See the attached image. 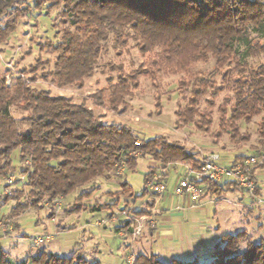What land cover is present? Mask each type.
Listing matches in <instances>:
<instances>
[{
	"label": "trees",
	"instance_id": "trees-1",
	"mask_svg": "<svg viewBox=\"0 0 264 264\" xmlns=\"http://www.w3.org/2000/svg\"><path fill=\"white\" fill-rule=\"evenodd\" d=\"M13 2L0 0V16L3 8ZM45 2L48 11L61 5L60 15L65 24L58 42L52 43L51 53L56 55L45 75L52 84L60 88L83 87L98 69L108 70L106 85L98 88L92 98L96 106L124 113L131 106L130 99L141 76L154 80L160 72L183 71L180 88L185 91L187 102L176 112L177 123H193L207 130L212 122L213 102L206 101L209 110L200 108L199 103L202 96L214 89L216 78H220L219 87L212 95L226 92L219 106L221 133L229 134L236 146L247 142L251 134L243 131L242 124L259 117L258 146L252 147L249 154L240 150V146L234 160L264 154V0ZM111 49L117 56L137 50L138 63L131 60V67L124 60L102 63ZM45 64L49 65V60ZM200 64L211 66L205 68ZM18 84L12 92L0 83V184L3 178L18 171L13 158L18 152L19 172L24 181L17 190L26 191L28 199L13 207V215L36 207L43 200L56 202L98 179L121 177L127 170H136L142 158L149 160V166L145 188L138 195L141 197L152 192L148 182L155 173H161V180L165 181L164 170L169 165L182 162L193 170L203 165V156L166 135L140 136L130 125L105 122V116L85 101L76 102L55 94L50 87L34 89L23 82ZM18 103H22L21 118L15 117L11 110ZM203 182L212 186L214 192L222 183L204 179L196 184L201 186ZM228 182L239 186L235 180ZM121 187L123 193L133 195L127 181ZM95 189L83 191L78 199L91 195ZM101 209V205L91 208ZM246 238L244 231L222 236L214 245L208 263L196 258L188 261L173 258L165 262L158 254L140 255L137 260L145 257L142 264H264V238L249 240L242 248ZM81 249L77 248L70 256H61L44 248L20 262L0 250V264H101L77 253Z\"/></svg>",
	"mask_w": 264,
	"mask_h": 264
},
{
	"label": "rangeland",
	"instance_id": "rangeland-1",
	"mask_svg": "<svg viewBox=\"0 0 264 264\" xmlns=\"http://www.w3.org/2000/svg\"><path fill=\"white\" fill-rule=\"evenodd\" d=\"M47 5L45 0H14L11 5L3 8L0 16V83L12 92H15L19 82L34 89L50 87L55 94L71 97L76 102L85 101L99 115H104L103 120L107 123L130 125L144 137L166 135L170 140L184 144L190 151L198 152L201 157L219 153L225 165L229 164V158L234 157L240 146V150L246 151V154L252 153V147L258 146L259 117H255L249 124H242L243 131L251 134L247 142L237 143L236 146L229 134L221 133L222 113L219 106L226 92L212 95V91L219 87L220 78H216L214 89L202 96L199 103L200 108L209 110L206 101L213 102L210 108L213 111L210 115L212 122L208 124L207 130L193 123H177L176 112L187 102L186 93L180 88L181 79L185 76L183 71L160 72L154 80L141 76L140 84L130 99L131 106L124 113L96 106L92 98L98 88L106 85L108 70L98 69L83 87L60 88L52 84L45 75L56 55L51 53L52 43L58 42L65 24L60 15L61 5L53 6L49 11ZM137 53L134 50L131 54L126 52L117 56L115 50L111 49L102 63L110 59L117 62L124 60L131 67V60L138 63ZM47 60L49 65L45 64ZM200 66L209 68L211 64ZM21 105L18 103L11 106L12 114L17 118L24 115ZM17 157L18 152H15L13 158L18 171L8 176L13 181L9 183L7 177L0 184V250L6 251L14 261H23L44 248L61 256H70L81 247L77 253L101 264H142L145 263V257L142 261L137 260V257H149L152 254H158L165 262L173 258L184 261L196 258L208 263L214 251L213 242L209 241L221 235L244 231L247 238L242 241V248L246 247L249 240L264 238L262 196L261 201L245 199L244 203L239 202L235 206L232 202L224 205L207 202L204 204L206 207L194 210L190 208L192 202L188 201L187 206H183L178 200L179 196L174 193V186L180 178L176 179L174 170L170 171L167 182L172 195L157 201L153 208L151 203L157 200L154 193L149 192L145 197L138 196L145 188V173L149 166V160L143 158L139 159L136 170H127L121 177L98 179L56 202L43 200L36 207L24 209L20 215H13V207L27 199L26 191L22 193L17 190L24 181L19 172ZM261 166L257 168H263ZM125 181L131 185L133 195L122 192L121 184ZM95 187L91 195L78 199L83 191ZM5 194L9 200L5 199ZM78 205L81 208L77 209ZM95 205H101L103 209L91 210ZM216 205L222 208L217 213ZM45 234H50L51 238L40 247H33L36 245L35 237ZM203 240L207 244L202 245Z\"/></svg>",
	"mask_w": 264,
	"mask_h": 264
},
{
	"label": "built area",
	"instance_id": "built-area-1",
	"mask_svg": "<svg viewBox=\"0 0 264 264\" xmlns=\"http://www.w3.org/2000/svg\"><path fill=\"white\" fill-rule=\"evenodd\" d=\"M264 153V151H263ZM203 165L199 170L189 169L187 174L178 179L174 186V193L178 196L188 197L191 201L196 202L202 196V188L196 184L197 181L204 179L223 182L226 179L235 180L240 188L245 190L252 198L261 201V197L257 196L255 174L257 167L264 164V154L259 157L257 155H248L240 160H233L228 165L222 161L219 153H210L204 155ZM162 174L155 173L154 177L149 180L148 188L152 192L162 196L167 193V183L161 180ZM7 181L11 183L12 177H8ZM51 238L50 234L35 237L34 242L40 245Z\"/></svg>",
	"mask_w": 264,
	"mask_h": 264
},
{
	"label": "crops",
	"instance_id": "crops-1",
	"mask_svg": "<svg viewBox=\"0 0 264 264\" xmlns=\"http://www.w3.org/2000/svg\"><path fill=\"white\" fill-rule=\"evenodd\" d=\"M228 159V158H227ZM234 160V157L233 158H229L228 162L230 163L231 161ZM190 169V167L185 164V163H182V162H177V163H173L171 165H169L165 170L164 172H167V176H166V179H165V182L167 183L168 180H169V177H170V171L174 170L175 173H176V179L180 176L183 177L187 174L188 170ZM255 179H256V182H257V185H258V195L261 197L264 198V167L263 168H260L258 170H256V174H255ZM230 179H226L224 180L220 186L217 187L218 191L217 192H214L213 190V187L212 186H207L205 182H203L201 184V188H202V196L201 198L196 201V202H193L191 201L188 197H183V196H179L178 197V200L180 203H182L183 206H187V202L190 201L193 203V205H191L190 208L194 209V210H199L201 209L204 204H208L207 202H214V203H217V205H220V204H227V202L231 203L233 206H235L237 203H244L243 201L245 199H250L251 202H252V197L245 191L243 190L242 188H240L239 186H235L234 184H232L231 182H228L226 183V181H228ZM233 180V179H232ZM176 181V180H175ZM172 194L170 193L169 190H167V193L160 196L159 195H155V197L157 198V200H153L154 202V205H153V208H155V205H156V202L157 201H160V200H165L167 199L168 197H170ZM252 198V199H251ZM206 201V202H205ZM226 201V202H225ZM152 202V203H153ZM151 203V204H152ZM180 203L178 205H180ZM199 203V205L197 204ZM264 203V201H263ZM205 204V205H206ZM216 205V206H217ZM178 208L180 206H177ZM206 207V206H204ZM177 208V209H178ZM185 208V207H183ZM251 208V207H250ZM222 209L221 207H218L216 208V213ZM163 216V215H162ZM166 219H169L168 216L165 217ZM164 218V219H165ZM219 228V226H218ZM217 228V229H218ZM216 229V230H217ZM121 233V232H120ZM221 233V232H220ZM222 237V235L219 237V238H215V240H210L209 242H213V246L220 240V238ZM198 242V241H196ZM208 242V243H209ZM200 243V242H199ZM202 245H205L207 244V242L205 240H203L201 242ZM195 259V258H193ZM192 260V259H190Z\"/></svg>",
	"mask_w": 264,
	"mask_h": 264
}]
</instances>
